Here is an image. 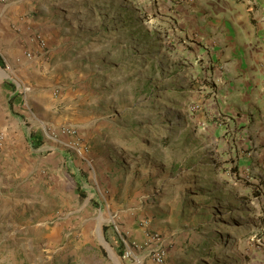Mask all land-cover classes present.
Masks as SVG:
<instances>
[{"label":"rangeland","instance_id":"obj_1","mask_svg":"<svg viewBox=\"0 0 264 264\" xmlns=\"http://www.w3.org/2000/svg\"><path fill=\"white\" fill-rule=\"evenodd\" d=\"M182 1L0 0V264H155L145 234L163 264L264 261Z\"/></svg>","mask_w":264,"mask_h":264},{"label":"crops","instance_id":"obj_2","mask_svg":"<svg viewBox=\"0 0 264 264\" xmlns=\"http://www.w3.org/2000/svg\"><path fill=\"white\" fill-rule=\"evenodd\" d=\"M176 10L208 66L213 156L232 177L248 182L264 244V0H183Z\"/></svg>","mask_w":264,"mask_h":264},{"label":"built area","instance_id":"obj_3","mask_svg":"<svg viewBox=\"0 0 264 264\" xmlns=\"http://www.w3.org/2000/svg\"><path fill=\"white\" fill-rule=\"evenodd\" d=\"M248 2L250 0H247ZM37 42V48H44V42L41 40V41H38L36 40ZM26 56L28 58H33L34 55H32L30 52H28L26 54ZM145 240L149 243H153L156 245V248L152 251V253L150 254V257H151V260L155 263V264H163L164 261H165V255H166V250H165V247H164V241L162 239L161 236L155 234V235H150V234H145Z\"/></svg>","mask_w":264,"mask_h":264},{"label":"trees","instance_id":"obj_4","mask_svg":"<svg viewBox=\"0 0 264 264\" xmlns=\"http://www.w3.org/2000/svg\"><path fill=\"white\" fill-rule=\"evenodd\" d=\"M0 67H3V63L0 57ZM2 87L4 90L12 92L11 95L7 96V104L8 107L11 109L12 105L16 100H18V91L15 87V85L11 81H4L2 83ZM28 142L31 144V147L33 149L39 148L42 144L41 137L36 133H30L28 136ZM257 238H261V235H256Z\"/></svg>","mask_w":264,"mask_h":264},{"label":"bare ground","instance_id":"obj_5","mask_svg":"<svg viewBox=\"0 0 264 264\" xmlns=\"http://www.w3.org/2000/svg\"><path fill=\"white\" fill-rule=\"evenodd\" d=\"M113 255V254H112ZM113 257H114V255H113Z\"/></svg>","mask_w":264,"mask_h":264}]
</instances>
